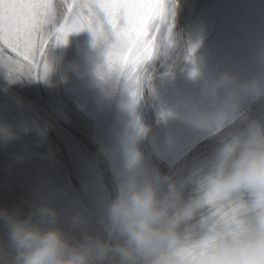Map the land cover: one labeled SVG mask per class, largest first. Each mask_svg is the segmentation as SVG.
Wrapping results in <instances>:
<instances>
[{"label": "bare ground", "instance_id": "bare-ground-1", "mask_svg": "<svg viewBox=\"0 0 264 264\" xmlns=\"http://www.w3.org/2000/svg\"><path fill=\"white\" fill-rule=\"evenodd\" d=\"M83 2L52 0L63 5L55 21L11 46L0 40V209L28 216L46 206L71 240H107L105 209L131 164L138 179L155 181L159 198L171 184L179 198L170 215L191 211L177 233L196 242L200 232L187 225L215 204L198 212L203 181L226 146L253 132L264 135V0L185 7L192 32L204 38L191 65H210L195 94L173 89L164 74L180 0H166L159 24L156 10L138 45L124 42V21L90 19L80 11ZM159 2L163 7L165 0ZM73 4L78 18L69 12ZM206 46L216 51L212 63L204 60ZM148 104L160 112L153 115ZM0 248L10 261L2 227Z\"/></svg>", "mask_w": 264, "mask_h": 264}, {"label": "clouds", "instance_id": "clouds-1", "mask_svg": "<svg viewBox=\"0 0 264 264\" xmlns=\"http://www.w3.org/2000/svg\"><path fill=\"white\" fill-rule=\"evenodd\" d=\"M223 157L201 188L232 213L222 217L212 212L196 242L190 234L177 233L178 221L191 211L170 215L179 198L171 184L159 198L155 181L138 179L130 164L131 174L119 181L105 209L107 240H71L57 226L56 212L46 206L28 216L0 209V227L12 251L8 261L0 248V264H189L190 259L196 264H264V135L253 132L226 146ZM200 243L205 246L192 257L186 254Z\"/></svg>", "mask_w": 264, "mask_h": 264}, {"label": "snow or ice", "instance_id": "snow-or-ice-1", "mask_svg": "<svg viewBox=\"0 0 264 264\" xmlns=\"http://www.w3.org/2000/svg\"><path fill=\"white\" fill-rule=\"evenodd\" d=\"M62 7L63 5L59 8L53 5L52 0H0V40L11 46L14 41L30 39L38 28L55 21L62 14ZM76 7L75 4L70 5L69 12H75L78 18L80 13L76 12ZM79 8L80 11L86 10L93 20L102 21L104 17H108L109 23L113 25L117 19L124 21V42L138 45L149 29L147 21L156 16V10L160 12L156 23L159 24L164 19L167 2L165 0L161 7L159 0L155 3L154 0H84ZM70 18H66V22ZM215 206L219 207L217 204ZM198 248L199 244L194 245L193 251Z\"/></svg>", "mask_w": 264, "mask_h": 264}, {"label": "rangeland", "instance_id": "rangeland-1", "mask_svg": "<svg viewBox=\"0 0 264 264\" xmlns=\"http://www.w3.org/2000/svg\"><path fill=\"white\" fill-rule=\"evenodd\" d=\"M176 1L178 2V0H173V3L175 4ZM201 2H202V0H180L181 6L178 8V10L176 12L179 14V16L177 18L178 23L176 24L177 28L178 27L179 28H178V30H174V32H175L174 37L172 38V40L167 39L166 45L164 47L165 48L164 50L167 52V57L165 58V61L167 62V66L164 69V74L167 75L170 78V80H172L173 84H175V86H173L172 88L175 90L177 88H180L185 92H191L194 94L196 92V89L199 86V84H196L197 81L202 77L203 74L206 73V70L210 65L208 64L206 68H205L204 64L200 65V67H197L195 65H191L192 60H189V59L192 58L193 56H195L197 54V51H202L203 45H204V42H203L204 38L202 37V39H201L200 35L196 36L197 34L195 35L194 32H192V31H195V27L192 24V22H193L192 17L190 16V14L187 11H185L186 10L185 7L187 6V8H189V6H191V5L198 6ZM182 32H184V33H182ZM186 33H188V34L186 35ZM52 36H53V34H51V37ZM197 44H198V46H197ZM206 47H209V50L204 52V55H203L204 60H206L207 58H210L209 61H210V63H212V61H213L212 55L214 53H216V51H214L212 48H210V46H206ZM197 48H198V50H197ZM191 53H192V55L188 58L187 57L188 54H191ZM220 55H227V54L222 53ZM202 68H205V69H202ZM216 80H218V79L216 78ZM212 81H214V76L212 77ZM193 82H195V83H193ZM204 84L205 85L210 84V82L208 81V82H205ZM146 104H147V102H146ZM261 106H264V104ZM145 107L151 108L152 110L150 112L153 115L160 112L159 109L152 108L151 104H148ZM259 124L260 125L256 126L257 130H259V129H261V127H263V125H261V123H259ZM247 139L248 138L246 137L244 139H241V141H244ZM208 163H211V161H208ZM204 200L211 201V203H208V204H212V203H215V204L212 205L213 206L212 209L207 212V215L205 217H201L198 215V216H196V219L193 220L192 223H188V225H187V227H189L190 225L195 224L194 228H193V233H196V232L199 233L200 232V236L205 231L204 220L208 216H210L212 212H216L219 216H222V217H226L232 213V209H229V208H226L223 206L217 208L215 206L216 200H217V196L215 194H206ZM206 204L207 203L201 202V204H199L197 206V208L199 207L198 212H201L205 208ZM191 232L192 231H190V233ZM199 247L201 248V246H199ZM191 250H193V249L191 248ZM187 255L193 256L194 251L187 252ZM189 264H196V262L194 259H191Z\"/></svg>", "mask_w": 264, "mask_h": 264}]
</instances>
